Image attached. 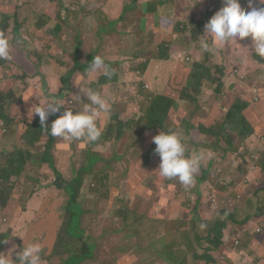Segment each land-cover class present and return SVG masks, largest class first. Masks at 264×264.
Returning <instances> with one entry per match:
<instances>
[{"label": "rangeland", "instance_id": "1", "mask_svg": "<svg viewBox=\"0 0 264 264\" xmlns=\"http://www.w3.org/2000/svg\"><path fill=\"white\" fill-rule=\"evenodd\" d=\"M49 1L50 0H39L36 2L34 0H30L29 11L23 15L25 16L26 14L38 13L37 8H46ZM113 1L114 4L111 5V8L119 12L118 17L110 18L108 20L93 21L96 25L91 26L90 28L92 29L87 32L83 30L85 27H79L77 29L79 34L77 37L79 50L71 52L73 68L68 70L75 71L71 81L68 82L69 78H65V80H62L61 78L65 75L62 73L67 71V69L57 71L49 67V69L55 71L56 74L51 76L48 88L43 90L40 95L41 98L45 99L48 97L56 98L60 94V91L68 88L70 89V92H68L67 96L57 99L66 101L70 104L75 101L74 96L78 95L83 103H89L87 97L80 90V88L85 90L92 88L100 91L106 98L110 96V103L118 101L115 108L116 111L113 113V110L111 109L110 114L102 116L98 120V125L102 127V136L98 140L100 143H97L94 146H88L90 143H85L83 141H66L56 137L51 155L53 156L54 164L58 168L57 172H54L48 165L38 166L37 164H33L26 149H18L22 151V158H24V160L27 159L25 164L27 178L21 180L22 176L26 175L25 171H23L19 175H14L17 179L4 182L5 187L3 189V193L14 191V195L11 198H7L5 196L1 197L2 203L5 204L8 202L10 209L4 211L6 208H0L3 211V213L0 212V234L7 232L11 235L9 246L5 248L3 252L1 251L2 254L6 256L10 255L13 260L14 254L26 246L25 239L22 240L24 233L26 235L25 237H27L30 234L31 228L48 223V227L40 229L44 243L42 252L43 264H62L61 257L63 254H61L59 243L54 250L49 249V244L52 238L53 241L57 242L59 234H61V236L64 234L65 230L64 226H61V219L62 216L63 219L71 216L70 212L74 213L73 208H71L69 212L68 206L70 200L75 197L77 203L85 210V214L81 218V228L87 230V235L92 241H96L97 244L95 249V261L91 264H205L199 261L191 263L193 258L189 257V255L190 253L198 254L203 249H210L216 245V240H220L222 242V249L226 251L227 255H223L221 252H211L209 253V256L212 260H219L222 262L224 258H228L231 264H253L256 251L250 253V249L248 248L249 243L246 238L242 235H235L232 232L239 230L241 223H248L249 221L252 222L249 228L252 230L255 228L256 223L260 220V217H258L261 212L260 206L256 204L249 207L245 197L239 199L238 204L235 206L226 208V212L232 216V220L230 227L223 232V238L205 240L201 242L200 249L197 245L192 243L191 238H187L183 234L181 236L178 233H174L165 237L168 229H164L160 232L156 240L153 239L152 242H149L147 248L145 250H141L142 252L140 253L133 242L124 238V236H122L118 241L117 235L112 233L117 226L115 222L118 221V219L114 216V212L115 209L122 205V199L125 202H129L131 207L135 208V210H142L146 207L153 208V216L158 220L171 218L176 220L183 218L187 224L191 225L192 221H202L203 217L207 216L209 222L223 221V217L210 205L211 197L215 194L213 192L212 185L208 181H205L202 185L203 191L205 192L204 196L206 198L203 199V203L198 204L196 203L198 200V194L194 185L187 189L183 188V193L176 195L169 189V185L166 184L169 182L168 180L166 183L160 181L157 172L159 167L147 168L146 166H143V160L145 157L142 153V145L145 141L143 132L144 128H146L153 102L150 101V99L147 103L140 101V99L131 101L130 98H128V101L126 102L124 100H120L121 98L116 95L117 92L122 91H125L123 94L126 92H135L136 94L138 86L142 83L140 80L141 77L139 76L141 71L144 75V80L148 77V73L135 63H125L134 57L135 53L133 51L110 50L100 52L99 49L102 44H105L106 47L114 46L116 49L120 48L122 42L130 35L128 30H133L135 27L137 28L138 24H140V19L138 17H141L144 11L139 7L137 0H132V2L129 0ZM173 1L176 3L179 2L178 0ZM215 1L212 2L211 0H208V5L211 8L210 10H214L217 6H214ZM60 2L61 0H59V3ZM158 2L160 1L158 0ZM239 2L244 11L251 10L249 8V0H239ZM130 4H133V10L131 12H124V5ZM190 5L192 6V0H190ZM83 6L85 7V11H87L88 5L84 4ZM223 6L224 5L222 3H218L219 10ZM252 6L256 8H264V4H261L260 0H252ZM58 7L59 5L56 8ZM97 8V11H99L100 6ZM168 8L170 10L171 6H168ZM18 9L19 7L17 6V10L13 14L17 15L19 13ZM64 10L65 9H62L63 12ZM54 12L58 14L57 11ZM190 12H195V8L193 6L190 9ZM68 13L69 11H66L63 18L67 17ZM174 13L175 11L169 12L168 14L173 15ZM132 14H136V16H133L132 24L129 27H126L125 24L127 23V17ZM156 15L158 16V12H156ZM33 18L36 20L38 17L34 15ZM60 20V18H55L53 23L52 21H48L47 26L57 24ZM169 22L173 21L169 20ZM109 26L110 29H108ZM54 29L55 28H52L51 30ZM20 30L21 29H19L18 32ZM204 30L205 27L202 26V28H200V32ZM41 32L36 35L37 37L30 36L27 44H25V46L23 45L24 50H21L18 55L22 57H29L28 59L30 61L29 54L32 51L33 45L36 44V39L39 38ZM177 35H180L179 30L176 32V36ZM159 37L157 53L162 59H165V57H168L169 55L167 44L170 43H168L169 41L165 31L159 32ZM48 38H50V36ZM241 42L245 50V63H242L243 61L239 60V58L237 59L240 63L233 62L236 57L230 55L231 48H229L228 44H222V47L227 50V54L225 55L229 59V63L232 61L227 68H231L230 74L236 75V77L242 81L241 83L238 82V84H243L245 82L253 87L254 94L253 98L250 99L251 106L246 110L247 118L250 119L253 125H264V67L256 58L258 56L255 55L254 49L252 48L251 37L241 40ZM142 45L145 47L146 43H143ZM191 47L196 49L195 44H191ZM178 52L183 54L184 57H188L190 59V63H194V61L197 60L199 53L203 54L198 50L197 52H194L193 55H190L181 47H179ZM206 54L207 55L203 54L206 60L209 62L212 60V63L217 65V59L208 53ZM97 55L102 56L105 59L106 64L111 69L114 71H121L116 78V84L113 86L112 91H109V84L96 85V83L100 81L101 77L104 76L102 73L92 74L91 76L87 74L88 64ZM117 62L118 64H113ZM62 64L65 63L62 62ZM214 67L210 69L213 70ZM32 68L33 71L36 69L34 66ZM249 69L252 77L250 76ZM12 72L13 70H9L4 76H2L0 80V93L4 92L7 88V83L13 80L14 76ZM24 72H26V70H24ZM66 73L70 75L68 71ZM86 74V78H84V80H80V77L85 76ZM35 80L36 79L29 77L26 83L22 84L18 82L15 85H9L8 88L13 91L15 96H18L20 94L18 88L23 90L27 88L28 85L33 87L34 92L29 96L31 101L30 105L32 107L33 104H38L35 89L37 84L34 83ZM131 82L133 83L128 85ZM231 85L235 86L236 84L232 83ZM152 86L158 93H160V95H162L169 87L157 79L152 83ZM178 87L181 88V86ZM211 91V87L204 89V92L208 95V99L205 103L207 108L213 109L214 113L220 115L222 118L227 117L226 108L230 102L234 101L233 99L240 98L239 93L235 96L229 93L214 95ZM119 103H128V105H125L126 108L123 109ZM73 105H75L77 109L79 108V104L77 102H74ZM182 105L178 110L179 113L183 112L184 108ZM185 108L193 110L196 108V104L190 103L189 105H186ZM62 109L63 108H61V110ZM258 111H261V114H259ZM244 113L245 111L242 112V115H244ZM113 115L117 116V120L112 122V131L114 133L118 129L119 121L128 122L125 135L117 143L116 148L114 144L116 141L112 140L107 142L106 138ZM37 117L39 116L37 115ZM178 119L179 118H176L174 122L170 119L167 120V125L169 127L176 126V132L181 136V139L187 149L186 155H190V151L193 149V143L190 142L189 137L193 133L189 131L186 132V123L184 121L180 123L177 121ZM39 124L41 125L40 122ZM51 124L52 120L48 119L47 126H51ZM210 139H214V137ZM48 140L49 136L46 132H44L41 142L37 144L39 152L35 155L36 159H40V155L45 152ZM15 143L17 144V141ZM203 145L207 147L208 144L204 143ZM202 150L205 152L206 158L202 161L199 172L201 169H206L207 164L212 157H216L218 155L222 157L225 156L223 153L213 149L210 150L203 148ZM12 151L14 152L15 150L7 149V151H4L3 153L2 149H0V157L3 156V160L6 162L16 160L17 156H14ZM93 153L97 154L101 158L100 164L89 160L88 155ZM114 156L116 158L119 156L123 157L122 163H119L116 159H112L111 161L103 164V157ZM95 159H97V156ZM234 164L233 160H229L227 162V166L230 171ZM84 165L85 168H83ZM89 166H91V168L86 171ZM80 170H83V172H80ZM215 172H217L218 176L221 177L227 184L231 183V180L228 178V172L225 169L219 168L217 171H212L210 177H213ZM103 173H109L110 175L111 197L108 200L100 201V199L94 196V191L97 187V180ZM118 175H121L122 177L118 188L119 193L123 195L124 198L116 193V185L119 177L115 179L114 176ZM79 176L82 178V184L77 194H74L70 188V184H74L72 182ZM130 179L133 180L132 184H128ZM150 180H158L160 184L154 186L150 183ZM254 184L257 188L250 189L248 193L255 201H257L260 197L258 192L264 194V173L262 174V178L259 182H251V186ZM94 200L96 201V204ZM49 203H53V205H57V207L60 208V211L56 212V218L54 220L55 224L51 222V219L53 218V209L50 208L51 205ZM176 203H179L182 208L188 209V211H181L180 213H177L175 209ZM237 208H244L246 210L245 215L239 212ZM22 209H28L25 214V217H28L24 218L25 222L20 223L19 220H14L12 218L14 215L22 211ZM4 217H7L8 220L4 221ZM27 222H29V224L27 226V230L25 231L24 225ZM131 222H133V220H131ZM148 222L151 221L146 220L145 224ZM91 225L92 227L94 226V229L91 228ZM142 227L143 226L137 225L135 228ZM108 236H114L115 239L113 238L111 241H106L105 238ZM171 237L172 239L169 240ZM259 237L260 240H262L264 238V232L260 233ZM19 238L22 240L20 247L16 246ZM66 241L67 237L63 240V242L65 243ZM236 241H239L240 243L237 248L235 247ZM122 246L126 249L125 253H123V250L121 249ZM142 247L145 246L143 245ZM187 248L192 249V252H188L186 250ZM260 250L264 251L262 248ZM230 251L241 253L239 255L232 254L229 256L228 253ZM244 253H246V256H243ZM168 254L172 256H182L177 259H171L168 257ZM123 255L125 258H123ZM182 258H184V263L181 261L178 262V260H182Z\"/></svg>", "mask_w": 264, "mask_h": 264}, {"label": "trees", "instance_id": "2", "mask_svg": "<svg viewBox=\"0 0 264 264\" xmlns=\"http://www.w3.org/2000/svg\"><path fill=\"white\" fill-rule=\"evenodd\" d=\"M54 1V0H51ZM58 1V0H57ZM220 3H222V0H220ZM133 10V4L130 5H124L123 11L124 12H131ZM82 11L81 7H74L72 12H70V15H75L74 13H79ZM45 10H42L41 13L43 14L42 18L39 21V24L36 26L38 30H42L44 27L47 26V15H45ZM9 14H4L3 18L0 19V32H4L11 44L15 41V39L19 38L18 36V30L15 32L12 28V18L8 16ZM13 16H17L16 14H13ZM213 16V10L210 11V16L209 20ZM63 19V18H62ZM207 20V22L209 21ZM201 25H204L202 23ZM200 25V26H201ZM176 29H178L176 27ZM196 33H200V27L196 28ZM202 36V34H199ZM59 39V38H58ZM208 42L211 44L212 40L211 38H207ZM59 41V40H58ZM57 41V42H58ZM196 40L191 39L189 43L185 44L184 46H180L183 48L187 53L190 55H193L194 52H197L199 48L196 46ZM136 45H140L138 41H135ZM191 44H195L196 49L194 47H191ZM65 46V45H63ZM46 53L44 62L47 65H50L53 62H57L59 65L64 62L66 64V69L69 67L70 69L73 68L72 64V55L69 57L66 53H57L55 55H52L53 52V46L51 44L46 45L45 47ZM140 49H137L136 46L132 48V51L135 53L134 57H136L139 54ZM12 52V48H11ZM210 54L212 57H215L218 61V65L215 66V64L212 63V60L209 62L206 60L205 56L201 53L198 54L197 60L194 61L193 65V75H192V84L193 87L196 90V93L198 94L202 88H207L210 87L211 85V80L214 76L220 75V80L222 77L229 71L231 68H227L228 65L232 62L229 63V59L226 57L225 54L221 50H219V45L214 48L213 51L211 52H206ZM30 54H34L35 56L38 55V52L31 51ZM29 54V55H30ZM144 57H148L153 59L155 62L159 59H162L158 53H155V51H146L144 54ZM244 61V56L238 55L236 58H234L233 62H239V60ZM257 60L259 61L260 64L263 65L264 67V61L263 59L256 57ZM4 60H0V64ZM246 60L242 63H245ZM240 63V62H239ZM113 64H118V63H113ZM58 65V66H59ZM112 65V64H111ZM148 63L146 62H140L138 66H142V69L146 71ZM2 66V65H0ZM215 66V71L213 72L209 68H213ZM75 71H69L68 73L73 76V73ZM121 73V71H114V75L109 79L106 76L101 77L100 81L96 83L98 84H109L110 88L109 91H112L113 86L116 84V78L117 76ZM148 73V77L144 80V75L141 71L140 77H141V82L140 85L138 86V91L135 94L134 93H124L125 91L122 92H117V97H120V100L128 101V98L131 99V101H136L137 99H140V101H143L144 103L149 102V97L147 96L146 92L149 90V87H153L152 83L157 80L165 83L167 86H169V79L166 75V70L164 66H160L158 69H154ZM15 79L18 80V77L15 76ZM134 82V81H133ZM133 82L129 83L128 85H131ZM18 81L15 83L17 84ZM12 85V84H11ZM43 89H47L48 85L47 83L42 84ZM204 88V89H205ZM183 88L176 87L175 91L177 93H182ZM33 92V91H32ZM68 92H70V89L65 88L62 91H60V94L56 98H62L67 96ZM156 96L160 95H154L152 98H150V101H152V107H151V112L150 116L148 118L146 128H144V137L145 141L142 145V153L145 156L143 160V166H146L147 168L150 167H159L161 163V159L158 154L155 153V148L156 145L152 143V138L156 135H158L161 131H177L176 126H171L169 127L167 125V120H173L174 115L176 112H178L180 106L184 104L185 102L189 100H194L193 98L189 97V95L183 93V94H176L174 99L170 98H164V99H156ZM110 100V96L107 97ZM30 99L28 96H15L13 91L8 88L4 92L0 93V119L2 120L0 123H4L7 128L11 127H17L19 129L20 135H19V141H21L20 147L26 149V151L30 155V159L33 164H37L38 166L40 165H48L54 172H57V167L54 164V159L53 156L51 155L54 142L56 137H53L49 132L51 129V126H47V131L46 132L49 136V140L47 142V145L45 147V152L40 155V159H36L35 155L39 152V147H37V144L41 142L43 134L45 132V129L43 126L39 124L40 119L37 117V115H34V111L31 110V105H30ZM76 102V101H74ZM118 101L115 103H111V109L113 110V113L116 111V104ZM69 103L67 102L65 104V107H62L63 109L55 114L49 116L50 120H52V123L54 122L55 119H57L60 115L63 114V112L66 110L67 106ZM120 106L125 109V103H119ZM238 112H241V109L237 110ZM75 114V113H74ZM114 120H117V116L113 115L112 121L110 123L109 127V132L106 135L107 142H110L112 140L116 141L115 148L117 143L120 141L122 137H124L125 132L127 130L128 122L126 121H119L118 122V129L114 133L112 131V122ZM244 120H240V126L239 129L242 130V133L238 139L235 141L222 145L221 141L225 138H227V134L224 132L218 133L219 137L216 138V132L213 131H201V135L204 137L203 142H194L192 144L193 149H191L190 154L194 152H199L203 148L205 149H210V150H216L218 152H221L225 154L226 156L230 158H235L237 160H250L256 162L259 166H262L261 161H257V157L260 156L261 160L264 161V150L260 149L258 146L252 147L250 146L252 143H254L255 139L257 136H254V133L249 131V129L242 127V122ZM143 136V135H142ZM214 137V139H210ZM257 144H263L262 141L259 139H256L255 141ZM100 143L98 141L90 143L88 146H94L95 144ZM207 143V147H205L203 144ZM37 151V152H36ZM14 154H17V159L11 161L10 163L7 164H0V186L2 188L5 187L4 182H9L17 179L14 177V175H19L24 171L25 169V164L27 162V159L24 160L21 156V152L16 150ZM97 156V159H95ZM88 158L90 161H95L96 163L100 164L101 158L93 153L91 155H88ZM112 159H116L119 163H122L123 157L119 156L118 158L114 157H103L102 161L103 164L111 161ZM247 162V161H246ZM95 163V164H96ZM223 163V157L218 155L216 157H212L208 164L206 169L200 170L196 174L195 177V188L198 194V200L196 203L200 204L203 203V199L206 198L204 196V191L202 185L205 183V181H208L212 185V189L214 192V196L211 197L210 200V205L216 210L217 213H219V209L217 208L218 204L221 202V198H223L222 193H221V188H224L226 191L227 189L223 187L220 184V178L218 176L210 177V174L212 171H215L217 169V166L221 165ZM85 168V165L84 167ZM91 168V166L88 167L86 171H88ZM80 172H83V170H80ZM127 172V170H126ZM119 177L118 183L116 185V193L120 196L123 197L119 193V183L122 179L121 175L114 176L116 179ZM158 177L161 182L166 183V179L161 177L158 173ZM166 184L169 185V189L173 191L176 195L182 194L183 193V188L178 180H168ZM74 184H70L71 190L74 192V194H77L81 184H82V178L79 176L74 181L72 182ZM132 184L133 180L130 179L128 184ZM150 183L152 185H158L160 182L158 180L152 181L150 180ZM1 195L5 197H9V195L5 192L3 193V190L1 191ZM1 195H0V200H1ZM94 196L100 199V201L108 200L111 197V178L109 173H103L101 177L97 180V187L94 191ZM188 197V196H187ZM113 198V197H112ZM119 200V199H118ZM95 204L96 201L94 200ZM122 205L115 209L114 216L118 219V221L115 222L117 224L116 228L113 230L112 233L114 235H117V240L124 236V238L128 239L129 241L133 242L135 247L142 252L141 250H145L149 244V242H152L153 239L156 240L160 232L164 229H168L167 233L165 234V237L168 235H172L174 233H178L182 236L185 235L187 238L192 239V243L197 245V247L200 249L201 247V242L205 240H210L212 238L216 239H222L223 238V232L226 230L225 224L221 221H213L209 222L208 217L204 216L202 221H192L191 225L187 224L183 218L182 219H176L173 220L171 219H155L154 218V209L146 207L142 210H135V208L131 207L129 202H125L123 199L121 200ZM195 203V204H196ZM51 205L50 208L53 209V218L51 219V222H54L56 218V212L60 211V208L57 207V205H53V203H49ZM176 211L177 213H180L181 211H188V209H184L180 206L179 203H176ZM71 208L74 209V213H71L70 210ZM68 210L70 212L69 217H66L61 219V226H64V234H59V238L57 242L53 241V238L50 241L49 244V249L54 250L58 243L60 246L61 254L62 255V264H84L88 263L91 264L92 262L95 261V249L97 247L96 241H92L91 238L87 235V230H84L81 228V218L85 214V210L79 205L76 201V198L73 197L70 200ZM22 211H25V209H22ZM69 215L68 213H66ZM133 220V222H131ZM146 220H150L151 222H148L145 224ZM145 224V225H144ZM201 224H206L207 227L205 229H201L200 225ZM137 225L143 226L142 228H135ZM48 223H44L42 225L34 226V228H31L30 234L25 237L24 233V238L26 241V246L30 243L33 242H39L42 245V248L44 247L43 239L41 236V230L45 227H48ZM55 226V225H54ZM54 228V227H53ZM91 228L94 229V226ZM25 231L27 230L24 229ZM61 231V230H60ZM93 234V233H92ZM67 237V241L64 243L63 240ZM170 237V236H169ZM9 235L4 234L0 235V253L4 251L5 248L8 247L9 244ZM115 239L114 236L110 237L108 236L105 238L106 241H111L112 239ZM172 237L169 239L171 240ZM22 240L17 243V246L20 247ZM5 241H7L5 243ZM217 243L210 249H203L201 250L197 255L193 257V260L191 263H196V262H202L205 264H231L228 260V258H224L222 262L219 260H212L211 257L209 256V253L211 252H221L223 255H227L226 251L223 250V245L220 240H216ZM145 247H142V246ZM65 247V248H64ZM114 248V246L112 245ZM120 247V246H118ZM117 247V248H118ZM123 250V253H125L126 249L124 246L121 247ZM2 251V252H1ZM22 251L18 250L15 255V259L13 260L14 264L17 261V254ZM172 253V252H171ZM174 254V253H172ZM182 255L179 256H172L168 254V257L171 259H177L181 257ZM123 258L125 256L123 255ZM181 261L184 263V258L182 260H178V262ZM198 264V263H197ZM253 264H257L253 263Z\"/></svg>", "mask_w": 264, "mask_h": 264}, {"label": "crops", "instance_id": "3", "mask_svg": "<svg viewBox=\"0 0 264 264\" xmlns=\"http://www.w3.org/2000/svg\"><path fill=\"white\" fill-rule=\"evenodd\" d=\"M34 1L38 2L39 0ZM129 1L132 2V0ZM159 1L160 2H158V0H137L139 7L144 11L142 16L138 17L140 19V24L137 25V28L135 27L133 30H128L130 35L127 36V38L122 42L120 48L116 49L114 46L106 47L105 44H102L101 48L99 49L100 52L110 50L132 51V48L136 46L137 49L141 48L139 54L136 57H133L130 60L126 61L125 63H135L138 65L141 61L146 62L148 63L146 72H150L160 66H164L166 75L169 79L168 89L162 95H160V93H158L156 89H154L153 87H149V90L146 92V94L149 99L154 95H160L156 96L155 100L164 98L174 99L176 94L183 93L189 95V97L194 99L185 102L182 105V107L184 108L183 112H176L173 120H171L172 122H174L176 118H179L177 120L178 122L181 123L184 121L186 123L185 131L193 133L190 137L188 136L190 142H202L204 141V137L201 135V131H213L216 132V138L219 137L218 133L224 132L225 134H227V138L223 139L221 143L222 145L229 144L240 137L242 130L239 129L238 126H240V120H244L242 122V127L249 129V131L254 133V136H257L256 139H259L264 143V125H253L250 119L247 118L246 114V110L251 106L250 99L253 98L254 94L251 89L252 86L246 84L245 82L243 84H238L237 79L230 77V73H227L225 77L222 78V93H229L234 96L238 95L239 93L240 95L239 99H233L234 101L228 104V107L226 108L227 117L222 118L220 115L215 114L213 109L207 108L205 103L208 99V95L204 92L205 87L202 88L198 94L196 93V90L192 84L194 64L190 63L188 59L183 56V54L178 52L180 46H184L185 44L189 43L191 39H194L196 40L195 43L199 48V51H201L204 55H207L199 45V40L203 38L199 34H202L203 36L205 33L203 34V31H201L200 33H196V28H202L203 25L201 24L209 20L211 8L208 5V0H192V6L195 8L194 13L190 12V9L192 8V6L190 5V0H178V3L173 0ZM211 1L213 2L215 0ZM218 3H220V0H216L214 3V6H217L213 10V15L219 10ZM84 4L88 5L87 11H85V7L83 6ZM112 4H114L113 0H61L60 3L59 0H50L46 8H37L38 13L26 14L24 16L23 14L29 11L30 0H0V19L4 17V14H9L8 16L13 19V30L16 32L17 30L21 29L18 32L19 38L15 39L12 44L11 58L9 60L2 61V63L0 64L2 65L0 66V80L2 76L7 73V71L13 70L12 74L14 78L11 82L7 83L6 89L8 90V86L11 84L15 85L17 81L24 84L27 82V79L31 77L33 79H36L34 83H37L41 86L42 92L44 90L42 84L47 83V85H49L51 76L56 74V72L53 70L59 71L66 69V64H63L64 66H62L55 61L50 65H47L44 62L46 45L51 44L53 46L54 53L52 55H55L57 53H66L70 57L72 51L79 50V42L77 41V37L79 35L77 29L79 27H85L83 28V30L87 32L92 29L90 28L91 26L96 25V23L93 21L108 20L110 18H116L119 16V12L111 8ZM58 5L59 7L56 8ZM17 6L19 7V13L14 17L13 13L17 10ZM98 6H100L99 11H97ZM168 6H171L170 10ZM74 7H81L82 11L79 13H74L75 15H70V12H72ZM62 9H65L64 12L62 11ZM42 10H45L44 13L45 15H47V22L52 21L53 23L55 21V18H60L61 20L57 24H52L50 26L44 27L42 30H38L36 26L39 24V21L43 16V14L41 13ZM54 11H57L58 14ZM66 11H69V13L67 14V17L63 18V16L66 14ZM173 11H175L173 15L168 14L169 12ZM156 12H158V16L156 15ZM34 15L38 17L36 20L33 18ZM131 16L128 15L127 17V23L125 24L126 27H129L132 24V18L133 16H136V14H132ZM169 20L173 22H169ZM181 25L190 26L193 28V31L191 33L184 32V30H182L180 27ZM176 27L178 29H176ZM52 28L55 29L51 30ZM108 29H110V26L108 27ZM178 30L180 31V35L176 36V32H178ZM163 31L166 32V36L169 41L168 43H170L167 44L169 55L168 57H165V59H159V61L155 63L153 59L144 57V54L146 51H155V53H157L160 38L159 32ZM40 32L41 34L39 35V38L36 39V44H34L32 48V51L38 52V55L35 56L34 54H30V61L28 59L29 57H22L18 55L21 50H24L23 47L25 46V44H27L28 38L30 36H36ZM49 36L50 38H48ZM135 41H138L140 45H136ZM143 43H146L145 47H143ZM240 46L243 49H233L231 50L230 55L236 57L243 54L245 59L244 46ZM235 47L236 46H232L229 48ZM219 48L223 52V54H227V50L226 48L222 47V44L219 45ZM218 64L219 63H217V65ZM33 66L36 68L34 71L32 68ZM49 67L53 70L49 69ZM140 68L142 69V66H140ZM68 69L70 68L68 67L67 71ZM24 70H26V72H24ZM67 71H64L62 73L65 75L61 78L62 80H65V78H69L68 82H70L73 76L68 75L66 73ZM212 71H215V67ZM15 76L18 77V80L15 79ZM86 76L87 74L85 76H81L80 80H84ZM211 83H220V75L214 76L211 80ZM232 83H235L236 85L232 86ZM178 86H181L184 89L182 93H177L175 91V88ZM210 87L212 88L211 92L214 95H218V91L217 94L214 93L215 86ZM18 91H20L19 95L21 96L29 97L31 94H33L32 87L30 85H28L27 88L23 90L18 88ZM190 103H195L196 108L193 110L186 109L185 106L189 105ZM239 109H241V112L237 111ZM244 111L245 113L244 115H242V112ZM258 113L261 114V111H258ZM1 121L2 120L0 119V122ZM19 135L20 132L17 127L7 128L5 124L3 127L0 123V149H2L3 153L4 151H7V149H14L16 151L22 148L20 147L21 141H19ZM16 141L17 144L15 143ZM255 141L250 146H258L260 149L264 150V145L260 143L257 144ZM18 151L22 152L21 150ZM14 152L12 151L13 155L17 156V154H14ZM229 160H233L235 163L234 166L231 167V171L227 166V162ZM257 161H261L262 166H259L254 161L237 160L225 155L223 157V163L217 166L216 171L219 168L225 169L228 172V178L231 180V183L227 184L225 181H223L222 178L218 176L217 172H215L214 176H218L220 178V184L227 189L225 191L224 188H221L223 198H221V202L217 206V208L219 209V214L223 217V221L221 222L225 224L226 230L230 227V223L232 220V216L226 212L227 207L235 206L236 204H238L239 199H241L242 197H245L249 207H252L256 204L260 206L261 212L258 215V217H260V220L256 223L254 229H249L252 224V222L249 221L248 223H241L239 230L232 232L235 235H242L246 238L247 242L249 243L248 248L250 249V253L256 251V256L253 260V263L257 262V264H264V251L260 250L261 248L264 249V238L260 240L259 234H257L258 230L264 232V194L258 192L260 197L259 200L255 201L248 193L250 189L257 188L255 187V184L251 186V182H259L262 178V174L264 173V161L261 160L260 156L257 157ZM7 163L10 162L4 161L3 156H1L0 164ZM24 171L26 175L22 176L21 180L27 178V170L25 169ZM3 189L4 188L0 186V195ZM7 194L9 195V198H11L14 195V191H11ZM1 197H3V195H1ZM0 208H6L4 211L10 209V207L8 206V202L4 204L1 200ZM237 209L239 212L245 215L246 210L244 208ZM27 211L28 209H26L25 211H20L18 214L14 215L12 219L19 220L20 223L25 222L24 218L28 217H25ZM0 212L3 213L1 209ZM7 217H4L3 220H8L9 217ZM29 222L24 225V229L27 228ZM4 234L9 235L7 232H4L0 235ZM24 236L25 235H23V238ZM9 237L11 238V235H9ZM10 238L8 239V241L10 240ZM19 241H21L20 238L18 239L17 243H19ZM235 247L237 248L238 246L235 245ZM240 253L230 251L228 254L230 256L232 254L239 255ZM243 256H246V253H244Z\"/></svg>", "mask_w": 264, "mask_h": 264}, {"label": "clouds", "instance_id": "4", "mask_svg": "<svg viewBox=\"0 0 264 264\" xmlns=\"http://www.w3.org/2000/svg\"><path fill=\"white\" fill-rule=\"evenodd\" d=\"M264 4V0H260ZM224 5L218 10L211 19L204 22L205 30L203 37L199 40V45L204 52H211L217 45L228 44L231 50L243 49L240 40L251 37L252 48L254 53L261 59H264V8L252 6V0H249L250 11H244L239 0H222ZM208 37L212 43L208 42ZM12 44L4 32H0V60H9L11 58ZM220 50V48H219ZM188 61L190 59L187 57ZM102 73L111 79L114 70L105 62V59L97 55L88 64L87 74ZM231 73V69L227 72ZM225 73V75L227 74ZM225 75L222 77L224 78ZM231 78L237 79L236 75L230 74ZM37 84V83H36ZM214 87V93H222V79L220 83H211ZM38 104H33L31 110L34 115H38L41 125L47 131V121L49 116L55 115L65 107L66 101L59 100L55 97L41 98V86H36ZM253 93V87H251ZM87 97L89 103H83L80 96L76 95L75 101L79 104L77 109L75 105L68 104L66 110L51 124L50 134L66 141H83L85 143L96 142L102 136V127L98 125V120L102 116H107L111 111V103L100 91L88 88H80ZM34 92V88L32 87ZM75 113V114H74ZM152 143L156 145L155 153L159 155L161 163L158 173L166 180H178L184 188H190L195 184L196 174L199 172L202 161H204L205 152L203 150L186 155V147L181 136L175 131H161L152 138ZM206 224H201L203 230ZM263 233L261 230L257 234ZM7 241H5L6 243ZM236 246L239 242L236 241ZM188 252L192 249L187 248ZM43 248L41 243L33 242L24 246L22 251L17 254L15 264H43ZM196 253H190L189 257L193 258ZM0 264H14L11 256L0 253Z\"/></svg>", "mask_w": 264, "mask_h": 264}, {"label": "built area", "instance_id": "5", "mask_svg": "<svg viewBox=\"0 0 264 264\" xmlns=\"http://www.w3.org/2000/svg\"><path fill=\"white\" fill-rule=\"evenodd\" d=\"M180 27H181L182 30H184V32H189V33H191V32L193 31V28L190 27V26H182V25H181ZM70 104H74V102H73V103H70ZM1 126L4 127V124L1 123Z\"/></svg>", "mask_w": 264, "mask_h": 264}]
</instances>
